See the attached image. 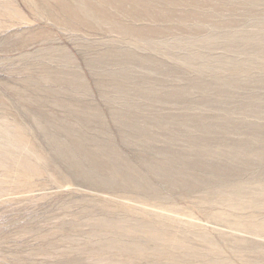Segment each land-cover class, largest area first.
Listing matches in <instances>:
<instances>
[{"label":"rangeland","instance_id":"obj_1","mask_svg":"<svg viewBox=\"0 0 264 264\" xmlns=\"http://www.w3.org/2000/svg\"><path fill=\"white\" fill-rule=\"evenodd\" d=\"M149 2L0 0V264H264V0Z\"/></svg>","mask_w":264,"mask_h":264},{"label":"bare ground","instance_id":"obj_2","mask_svg":"<svg viewBox=\"0 0 264 264\" xmlns=\"http://www.w3.org/2000/svg\"><path fill=\"white\" fill-rule=\"evenodd\" d=\"M98 4L97 3H93L92 1L90 0H85V1H79L77 0V4H72V3H69L67 2V0H53L54 4L51 3L49 6H48V9L51 10L49 11L50 12V15L52 14L53 15V9H58L60 10L59 12H61V14L63 15L64 17V24L67 25V26H72V27H75L76 24H87L86 27H89L90 24H92L93 21H100L101 22L105 19L108 18V8L107 7H110L108 5L110 4H113L115 3L117 5L118 8L120 9H123L125 10V5H127V3H131V6L133 5V9H135V12H138L139 10H136V9H139V8H142L143 10H151V4L149 2V0H144L143 4L139 5V3L136 2V0H97ZM115 1V2H114ZM41 6V5H40ZM127 7V6H126ZM78 8L82 9V11L84 12V14H81V12H78ZM33 9V8H32ZM131 9V8H130ZM36 10V9H35ZM127 11V10H126ZM133 12V11H132ZM134 12V14H135ZM126 13V12H124ZM128 13L129 12V8H128ZM36 14H38V12H36ZM91 14V15H90ZM110 17V16H109ZM124 25V24H123ZM122 25V26H123ZM127 26V25H126ZM125 26V27H126ZM125 30H130L131 28L130 27H126L124 28ZM123 29V30H124ZM53 125V124H52ZM68 125V124H67ZM55 133V132H54ZM63 133V132H62ZM65 133V132H64ZM58 134V133H57ZM53 135V134H52ZM51 137V136H50ZM61 145V144H60ZM57 146V145H56ZM79 148V147H78ZM58 149V147H57ZM61 149V148H60ZM80 149V148H79ZM78 149V150H79ZM100 149V148H99ZM106 149V148H105ZM98 150V149H97ZM106 151H109V150H106ZM67 152V150H66ZM87 152V151H86ZM103 152V151H102ZM68 153H71V152H68ZM97 153V151H96ZM112 153V152H111ZM99 154V153H98ZM79 155V154H78ZM90 155H93L90 153ZM88 155V156H90ZM96 155V154H95ZM73 157V156H72ZM115 157V156H114ZM74 158V157H73ZM96 158V157H95ZM94 158V159H95ZM98 159V157H97ZM119 159V158H117ZM112 161V160H111ZM69 162V161H68ZM74 162V161H73ZM104 162V161H103ZM113 162V161H112ZM117 163V162H116ZM71 164V163H70ZM78 165V164H77ZM116 165V164H115ZM72 167V166H71ZM79 167V166H78ZM104 167V166H102ZM114 167V166H113ZM111 167V168H113ZM155 168V167H154ZM95 169V168H94ZM158 170H156L157 172ZM159 172V171H158ZM118 173V172H117ZM119 176V175H118ZM121 177V176H120ZM132 177V176H131ZM117 180V179H116ZM127 180V179H126ZM103 182V180H102ZM105 182V181H104ZM110 185V184H109ZM116 185V183H115ZM129 185V184H128ZM138 186V185H137ZM240 187V186H239ZM107 188V187H106ZM154 188V187H153ZM234 193V192H233ZM155 194V193H154ZM224 194V193H223ZM221 200V199H220ZM224 200V199H223ZM222 200V201H223ZM264 200V198H263ZM233 201V199H232ZM254 204V203H253ZM245 207V206H244ZM250 206H248L249 208ZM229 208V207H228ZM241 208V207H240ZM246 208V207H245ZM251 208V207H250ZM259 209V208H258ZM241 211V210H240ZM253 211V210H252ZM255 212V211H254ZM251 218V217H250ZM249 218V219H250ZM243 219V218H242ZM246 220V219H245ZM172 221V220H171ZM175 221V220H174ZM138 222V221H137ZM242 222V221H241ZM247 222V221H246ZM144 223V222H143ZM152 224V223H151ZM150 224V225H151ZM240 226L243 227V229H246V230H250V225L248 224H244V223H238ZM137 225V224H136ZM143 225V224H142ZM149 225V227H150ZM158 225V224H157ZM154 226V225H153ZM178 226V225H177ZM136 227V226H135ZM143 227V226H142ZM165 227V226H164ZM167 227V226H166ZM165 227V228H166ZM129 228V227H128ZM132 228V227H131ZM130 228V229H131ZM35 229H37V227L35 226ZM123 229V228H122ZM121 229V230H122ZM125 229V228H124ZM134 229V228H133ZM140 229V228H139ZM172 230V229H171ZM257 232H263L264 233V225H259L257 226L256 228ZM129 231V230H128ZM127 231V232H128ZM132 231V230H131ZM149 231V230H148ZM126 232V233H127ZM137 232V231H135ZM178 232V231H177ZM243 232V230H242ZM146 233V231H145ZM144 233V234H145ZM181 233V232H180ZM250 233V232H249ZM54 234V233H52ZM125 234V233H124ZM135 234V233H134ZM141 234V233H140ZM150 234V233H148ZM153 234L152 236L155 238V239H158V240H162L164 242V249L162 250H158L157 253L155 254V257L156 259H161L163 257H167L169 259L172 260V264H181L180 260L181 257L180 256H176L175 253H171V250L170 249H180L182 247V243L181 241L177 240V238H171L170 235H168L167 233H160L158 231V228L156 229H152V233ZM49 235V234H48ZM51 235V234H50ZM121 235V234H119ZM118 235V237H119ZM123 235V234H122ZM126 235V234H125ZM130 236V235H129ZM133 236V235H132ZM148 236V235H147ZM150 236V235H149ZM128 237V236H127ZM131 237V236H130ZM134 237V236H133ZM52 240V239H50ZM210 241V240H209ZM208 241V242H209ZM212 241V240H211ZM53 243V242H52ZM52 243H48L50 245L51 248L54 247V245H52ZM150 243V242H149ZM163 244V243H162ZM212 244V243H211ZM105 246V244H103ZM143 245V244H142ZM103 246V247H104ZM108 247V249H111V250H114V252H121V256L125 257L126 260H131L133 262V260H137V259H141L142 257H144L146 254H148V251H147V246L146 247H143L138 244H136L134 242V238H130L129 242L126 243V245H123V242L120 243V240L118 238H113L112 240H110V242L108 243V245H106ZM151 247V246H150ZM162 247V246H161ZM215 247V246H214ZM156 248V247H155ZM159 248V247H158ZM170 248V249H169ZM186 248V247H185ZM217 248V246H216ZM86 249V248H85ZM95 249V248H94ZM149 249V248H148ZM152 249V248H151ZM96 250V249H95ZM186 250V249H185ZM184 250V251H185ZM194 250V249H192ZM216 250V249H215ZM86 251V250H85ZM88 251V250H87ZM150 251V250H149ZM173 251V250H172ZM214 251V250H213ZM152 252V251H151ZM208 252V251H207ZM211 252V251H210ZM113 253V252H112ZM154 253V252H152ZM184 253V252H183ZM182 253V254H183ZM187 253V252H186ZM190 253V252H189ZM195 252L191 253L192 255H197L196 253L194 254ZM199 253V252H198ZM218 253L217 251H214V255H216L215 257H213L214 259L212 258H209L204 264H229L228 262H224L223 260L220 261L219 258H218ZM115 254V253H114ZM113 254V255H114ZM151 254V253H150ZM149 254V255H150ZM177 254V253H176ZM185 254V253H184ZM105 255V251H100L98 254H97V257L99 258H105L104 257ZM110 255V254H109ZM111 256V255H110ZM116 257H118L116 254H115ZM182 256V255H181ZM201 256V255H200ZM223 256V255H222ZM154 257V256H152ZM154 257V258H155ZM194 257V256H193ZM202 257V256H201ZM122 258V257H121ZM145 258V257H144ZM106 259H107V256H106ZM112 258H110L109 260H111ZM120 259V258H119ZM118 261H121L119 260ZM152 259V258H151ZM225 259V258H224ZM100 260V259H99ZM105 260V259H104ZM108 260V262H109ZM124 260V259H122ZM142 260V259H141ZM140 260V261H141ZM147 260V259H146ZM189 260V259H187ZM205 260V259H204ZM77 261V260H76ZM152 261V260H151ZM150 261V262H151ZM116 262V261H115ZM146 262H149V261H146ZM183 262V261H182ZM193 262V260H192ZM191 262V263H192ZM195 262V261H194ZM199 262V261H198ZM204 262V261H203ZM110 263V262H109ZM112 263V262H111ZM160 263V262H159ZM187 263V262H186ZM190 263V262H189ZM196 263V262H195ZM200 263V262H199ZM198 263V264H199ZM152 264V263H151ZM157 264V263H156Z\"/></svg>","mask_w":264,"mask_h":264}]
</instances>
